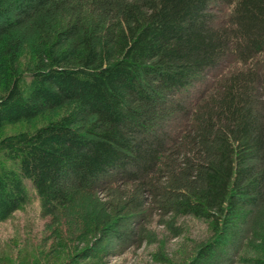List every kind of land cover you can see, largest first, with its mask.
<instances>
[{
  "label": "trees",
  "instance_id": "trees-1",
  "mask_svg": "<svg viewBox=\"0 0 264 264\" xmlns=\"http://www.w3.org/2000/svg\"><path fill=\"white\" fill-rule=\"evenodd\" d=\"M2 18L0 130L43 120L0 138V223L27 180L45 245L85 256L153 194L212 225L185 264L229 263L245 233L264 264V0H0Z\"/></svg>",
  "mask_w": 264,
  "mask_h": 264
},
{
  "label": "rangeland",
  "instance_id": "rangeland-1",
  "mask_svg": "<svg viewBox=\"0 0 264 264\" xmlns=\"http://www.w3.org/2000/svg\"><path fill=\"white\" fill-rule=\"evenodd\" d=\"M11 8L8 16L14 17L16 11ZM2 20L3 18L0 22ZM30 54V47H26L19 60V69L27 68ZM194 97L190 93L186 102L191 104ZM42 120L7 126L0 130V138L28 131L40 125ZM23 183L28 193L25 205L9 220L0 223V264H4L6 260L5 264H17L22 254L31 255L34 258L33 264H185L195 249L211 236L210 221L163 208L159 196L145 193V214H128L123 219L122 226L114 228L90 254L77 256L70 251L53 250L44 243L48 233L44 229L45 220L38 216L37 196L29 181L24 180ZM117 184V195L120 192L122 194L129 186L120 182ZM102 196V193L99 194V198L104 201ZM169 202L172 200L166 203ZM128 229L133 234L130 239L124 241L115 236ZM115 230L118 231L115 233ZM249 238L251 237L246 233L242 235L233 248L235 252H229L230 262L227 264H250L247 260L255 256L257 251L253 247L257 245V241H250Z\"/></svg>",
  "mask_w": 264,
  "mask_h": 264
}]
</instances>
